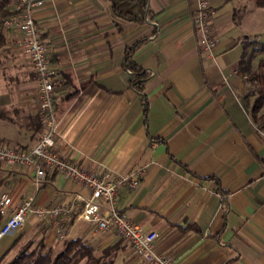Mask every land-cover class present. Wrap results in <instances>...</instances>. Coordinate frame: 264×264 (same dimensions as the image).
<instances>
[{"label": "crops", "instance_id": "0c3cea01", "mask_svg": "<svg viewBox=\"0 0 264 264\" xmlns=\"http://www.w3.org/2000/svg\"><path fill=\"white\" fill-rule=\"evenodd\" d=\"M148 5L155 17L141 24L116 18L109 0H45L35 11L55 72V150L100 177L140 172L137 187L119 188L116 207L155 231L156 250L175 264H264V127L251 117L246 82L260 60L245 44L256 13L242 0H210L212 59L198 45L192 0ZM3 34L0 146L25 149L43 130L35 77L18 31ZM139 41L132 60L150 72L146 111L125 68ZM4 193L12 209L28 197L46 206L88 192L54 171L37 184L31 169L0 164ZM18 230L0 257L27 236L48 248L80 238L96 251L114 247V264H146L113 231L82 220L63 240L48 219L30 216Z\"/></svg>", "mask_w": 264, "mask_h": 264}, {"label": "built area", "instance_id": "2783aa9c", "mask_svg": "<svg viewBox=\"0 0 264 264\" xmlns=\"http://www.w3.org/2000/svg\"><path fill=\"white\" fill-rule=\"evenodd\" d=\"M12 1V14L2 19L1 29L3 32L18 31V45L32 63L43 130L36 143L28 148L0 146V164L31 169L37 184L45 180L48 172L54 171L79 183L88 193L77 195L76 201L69 204L55 201L46 206L36 205L33 197H28L12 209H8L10 196L2 194L0 214L6 218L0 226V238L22 228L31 216L38 220H50L55 227L56 238L63 240L71 221L82 220L100 231H113L117 237L127 241L134 253L146 264H175L172 257L156 250L155 231L144 230L116 207L119 188L137 187L140 172L115 178L100 177L77 161L61 157L55 150L58 137L55 72L50 65V48L42 38L34 16L45 0ZM192 1V19L198 45L208 57L215 59L218 38L211 25L213 12L210 0Z\"/></svg>", "mask_w": 264, "mask_h": 264}, {"label": "trees", "instance_id": "16d2710c", "mask_svg": "<svg viewBox=\"0 0 264 264\" xmlns=\"http://www.w3.org/2000/svg\"><path fill=\"white\" fill-rule=\"evenodd\" d=\"M256 7H264V0H252ZM114 16L129 22H151L155 13L150 9L148 0H109ZM10 0H0V49L5 37L1 29L3 18L12 14ZM135 42L127 51L125 68L132 76L129 86L140 95L144 111L148 105L144 85L150 76V72L132 60L133 50L140 44ZM260 51H264V44H260ZM248 84L256 83L254 89H248L249 95L254 98L250 104L251 117L258 128L264 127V58H260L256 69L249 72L246 77ZM2 215L0 214V222ZM114 247L108 246L101 251H96L91 245L85 244L80 238L68 239L64 247L53 253L51 249L45 252L25 254L19 256L11 264H114ZM23 258V259H22ZM21 261V262H20Z\"/></svg>", "mask_w": 264, "mask_h": 264}, {"label": "rangeland", "instance_id": "374dc122", "mask_svg": "<svg viewBox=\"0 0 264 264\" xmlns=\"http://www.w3.org/2000/svg\"><path fill=\"white\" fill-rule=\"evenodd\" d=\"M242 3H247L253 11L256 13L255 16V25L253 29V33H249L247 38L245 39V44H249L250 47H255L256 51H258L259 58H264V51H260V44H264V7H256L252 0H242ZM249 9V8H248ZM254 16L251 15V23L253 22ZM250 88L254 89L256 87V83L249 84ZM42 132V131H41ZM22 231V230H21ZM20 230L13 231L10 235H7L3 240L0 241V250L4 252L9 243L11 244L12 241L15 239L16 235L18 237H22V233ZM67 240L62 241L59 245L50 246V248L46 247L39 239V237L32 238L31 236L25 237L19 244H16L9 248L3 255L0 257V264H11L15 260L19 258V256L23 257L25 254L31 253H38V252H45L47 249H51L53 253L61 250L64 247V243ZM118 241L122 243H129L124 239L118 237ZM130 246V245H129ZM131 248V247H130ZM23 259V258H22ZM21 262V261H20Z\"/></svg>", "mask_w": 264, "mask_h": 264}]
</instances>
